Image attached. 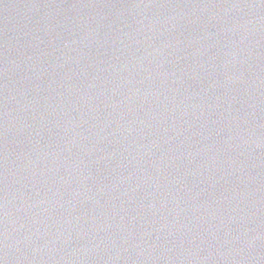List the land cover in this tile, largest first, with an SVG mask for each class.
I'll return each instance as SVG.
<instances>
[{
  "label": "water",
  "instance_id": "obj_1",
  "mask_svg": "<svg viewBox=\"0 0 264 264\" xmlns=\"http://www.w3.org/2000/svg\"><path fill=\"white\" fill-rule=\"evenodd\" d=\"M0 264H264V0H0Z\"/></svg>",
  "mask_w": 264,
  "mask_h": 264
}]
</instances>
